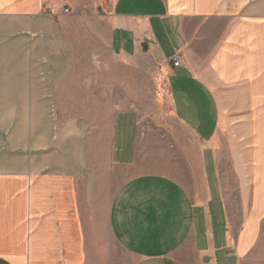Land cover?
Segmentation results:
<instances>
[{
    "label": "crops",
    "instance_id": "0c3cea01",
    "mask_svg": "<svg viewBox=\"0 0 264 264\" xmlns=\"http://www.w3.org/2000/svg\"><path fill=\"white\" fill-rule=\"evenodd\" d=\"M108 5L123 42L157 59L177 124L166 171L103 193L89 124L61 106L65 2L0 0V264H116L120 249L130 264H264V0ZM108 133L109 164L134 171L137 112Z\"/></svg>",
    "mask_w": 264,
    "mask_h": 264
},
{
    "label": "rangeland",
    "instance_id": "374dc122",
    "mask_svg": "<svg viewBox=\"0 0 264 264\" xmlns=\"http://www.w3.org/2000/svg\"><path fill=\"white\" fill-rule=\"evenodd\" d=\"M62 1L69 9L65 29L75 65L61 106L64 112L77 113L87 120L91 133L86 155L98 185L109 195L136 172L166 171L160 162L172 156L168 147L174 143L171 129L177 124L167 112L156 57L143 47L135 52L113 30L108 16L110 0ZM128 110L138 114L139 163L134 171L116 168L108 159V132L113 117L118 111ZM131 261L132 257L120 249L116 264Z\"/></svg>",
    "mask_w": 264,
    "mask_h": 264
},
{
    "label": "built area",
    "instance_id": "2783aa9c",
    "mask_svg": "<svg viewBox=\"0 0 264 264\" xmlns=\"http://www.w3.org/2000/svg\"><path fill=\"white\" fill-rule=\"evenodd\" d=\"M46 10L48 11V12H52V8L50 7V6H47L46 7ZM69 11V9L67 8V7H64V9H63V13H67ZM180 63H181V58H180V55H175L174 57H173V60H172V66L173 67H178V66H180Z\"/></svg>",
    "mask_w": 264,
    "mask_h": 264
}]
</instances>
